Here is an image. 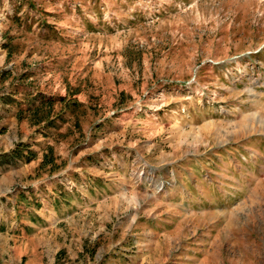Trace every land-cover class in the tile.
I'll return each mask as SVG.
<instances>
[{"label":"rangeland","instance_id":"374dc122","mask_svg":"<svg viewBox=\"0 0 264 264\" xmlns=\"http://www.w3.org/2000/svg\"><path fill=\"white\" fill-rule=\"evenodd\" d=\"M0 264H264V0H0Z\"/></svg>","mask_w":264,"mask_h":264},{"label":"trees","instance_id":"16d2710c","mask_svg":"<svg viewBox=\"0 0 264 264\" xmlns=\"http://www.w3.org/2000/svg\"><path fill=\"white\" fill-rule=\"evenodd\" d=\"M49 100H50V99H47V100H44V101H45V102H48ZM36 108H38V107H36ZM36 108H35V109H36Z\"/></svg>","mask_w":264,"mask_h":264}]
</instances>
